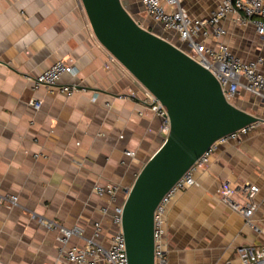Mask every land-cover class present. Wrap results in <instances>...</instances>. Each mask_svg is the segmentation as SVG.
I'll return each mask as SVG.
<instances>
[{
  "label": "crops",
  "instance_id": "obj_1",
  "mask_svg": "<svg viewBox=\"0 0 264 264\" xmlns=\"http://www.w3.org/2000/svg\"><path fill=\"white\" fill-rule=\"evenodd\" d=\"M125 2L149 29L190 49L155 22L141 0ZM220 3L181 0L197 19ZM222 25L224 35L202 39L208 46L223 42L242 60L264 58V37L252 25L241 26L231 15ZM59 60L71 62L77 74H63L53 89H34L29 77ZM62 86L76 89L68 94ZM35 100L42 101L40 109ZM233 102L264 118L262 99L242 91ZM161 128L138 80L97 39L82 0H0V264L62 261L60 231L41 219L82 228L83 237L73 236L69 247L85 246L100 223L99 241L109 245L120 229L114 208L164 142ZM195 176L196 184L166 210L168 264H240L242 246L264 245V121L237 140L217 143ZM227 181L240 203L242 186L258 187L253 226L222 201L219 189ZM107 185L117 188L114 197L96 193Z\"/></svg>",
  "mask_w": 264,
  "mask_h": 264
},
{
  "label": "water",
  "instance_id": "obj_2",
  "mask_svg": "<svg viewBox=\"0 0 264 264\" xmlns=\"http://www.w3.org/2000/svg\"><path fill=\"white\" fill-rule=\"evenodd\" d=\"M100 43L167 108L171 131L123 203L128 264H154V213L171 187L220 138L264 121L226 97L189 50L149 29L125 0H82Z\"/></svg>",
  "mask_w": 264,
  "mask_h": 264
},
{
  "label": "built area",
  "instance_id": "obj_3",
  "mask_svg": "<svg viewBox=\"0 0 264 264\" xmlns=\"http://www.w3.org/2000/svg\"><path fill=\"white\" fill-rule=\"evenodd\" d=\"M141 3L146 13L155 22L160 23L168 31L178 33L183 41L189 43V53L220 81L229 100L232 101L243 91L251 97H257L264 101V70L261 68L264 64L263 57L259 56L254 60L245 61L239 58L226 43L220 42L216 47H212L202 40L210 35L215 37L224 35L226 30L222 25V21L230 15L241 26L252 25L257 34L264 37V0H221V3L212 11L211 15L203 19L193 18L188 10L181 5V0H141ZM207 28H210V31ZM111 58L116 59L112 54ZM65 73L76 75L77 71L71 62L59 60L43 73L29 77V79L32 81L34 89L43 86L53 89L57 87L59 79ZM140 86L144 94V102L162 120L161 131L165 140L171 131L167 108L149 89L141 83ZM75 89L73 86L60 87L62 92L68 94H73ZM130 94L133 95L134 92L130 91ZM124 97H127V95H124ZM33 106L35 109H40L42 101H33ZM248 129L249 127H244L220 138L195 161L164 195L154 213V264H168V254L165 246V214L168 205L179 192L196 184V172L208 166L211 152L217 143L237 140ZM125 153L128 155L134 154L131 151H125ZM95 190L100 196L108 194L114 197L117 188L107 185L97 186ZM240 191L244 196L243 203L234 198L236 189L231 186L229 181L223 183L219 189V194L225 204L241 213L248 223L253 226L252 217L257 208L253 197L258 191V187L246 184L240 188ZM9 200L15 203L17 198L13 196ZM103 211L108 213V208H103ZM122 215L123 206L115 207L113 221L120 229L107 246L99 241L102 232L100 223H96L94 234L91 238L86 239L85 246L69 247L68 244L73 236L83 237L82 228H67L52 221L43 219L40 221L48 228H58L60 231L58 241L62 261L59 264H128L126 240L122 230ZM239 257L240 264H264V245L258 247L242 246L239 249ZM226 264L233 263L227 262Z\"/></svg>",
  "mask_w": 264,
  "mask_h": 264
},
{
  "label": "rangeland",
  "instance_id": "obj_4",
  "mask_svg": "<svg viewBox=\"0 0 264 264\" xmlns=\"http://www.w3.org/2000/svg\"><path fill=\"white\" fill-rule=\"evenodd\" d=\"M232 101H234V99Z\"/></svg>",
  "mask_w": 264,
  "mask_h": 264
}]
</instances>
